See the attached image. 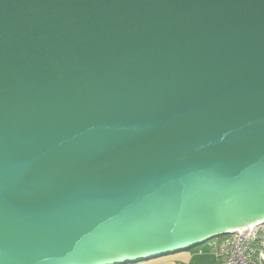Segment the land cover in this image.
<instances>
[{
  "label": "water",
  "instance_id": "obj_1",
  "mask_svg": "<svg viewBox=\"0 0 264 264\" xmlns=\"http://www.w3.org/2000/svg\"><path fill=\"white\" fill-rule=\"evenodd\" d=\"M264 222V0H0V264H133Z\"/></svg>",
  "mask_w": 264,
  "mask_h": 264
},
{
  "label": "built area",
  "instance_id": "obj_2",
  "mask_svg": "<svg viewBox=\"0 0 264 264\" xmlns=\"http://www.w3.org/2000/svg\"><path fill=\"white\" fill-rule=\"evenodd\" d=\"M209 243L215 264H264V222L238 229Z\"/></svg>",
  "mask_w": 264,
  "mask_h": 264
},
{
  "label": "crops",
  "instance_id": "obj_3",
  "mask_svg": "<svg viewBox=\"0 0 264 264\" xmlns=\"http://www.w3.org/2000/svg\"><path fill=\"white\" fill-rule=\"evenodd\" d=\"M216 258L210 247L193 248L187 251L170 254L133 264H215Z\"/></svg>",
  "mask_w": 264,
  "mask_h": 264
},
{
  "label": "rangeland",
  "instance_id": "obj_4",
  "mask_svg": "<svg viewBox=\"0 0 264 264\" xmlns=\"http://www.w3.org/2000/svg\"><path fill=\"white\" fill-rule=\"evenodd\" d=\"M211 243H206V244H203V245H201V246H199L198 248H203V249H208L209 248V245H210Z\"/></svg>",
  "mask_w": 264,
  "mask_h": 264
}]
</instances>
